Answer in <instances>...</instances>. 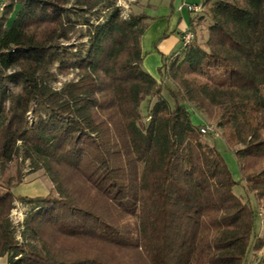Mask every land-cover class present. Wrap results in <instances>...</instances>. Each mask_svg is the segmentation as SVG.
Wrapping results in <instances>:
<instances>
[{"label": "trees", "instance_id": "trees-1", "mask_svg": "<svg viewBox=\"0 0 264 264\" xmlns=\"http://www.w3.org/2000/svg\"><path fill=\"white\" fill-rule=\"evenodd\" d=\"M5 1L0 177L27 162L53 193L15 196L20 170L0 180V261L264 264V0H203L192 41L161 56L158 80L141 64L153 19L143 11L123 18L109 0ZM77 33L84 42L71 44ZM204 124L233 151L256 210L234 194L239 182ZM15 201L31 206L19 239Z\"/></svg>", "mask_w": 264, "mask_h": 264}, {"label": "rangeland", "instance_id": "rangeland-1", "mask_svg": "<svg viewBox=\"0 0 264 264\" xmlns=\"http://www.w3.org/2000/svg\"><path fill=\"white\" fill-rule=\"evenodd\" d=\"M114 4V7H119L121 10V16L123 18L127 17L130 13H139L143 11L148 16L154 19V15L158 13H162L166 9H168V5L170 4V0H109ZM180 4V3H179ZM106 11L104 5L99 8V16H102ZM95 18V17H94ZM102 19V18H101ZM100 19V20H101ZM151 21V20H150ZM149 21V22H150ZM181 26L179 27V31H181ZM77 35H73V39L71 40V44L77 45L80 42H84L85 39H77ZM176 38V34L172 35ZM204 37L206 38V32H204ZM176 40V39H175ZM175 42V41H174ZM178 48V47H177ZM176 51V49H175ZM173 52H169L168 54H164L165 56L171 55ZM158 74V73H157ZM74 73L66 77H58L55 83H52V87L55 89H60L62 84L73 79ZM141 112L145 114V103H142ZM32 118V113L29 115V119ZM205 141L214 146L217 152L222 156L226 167L231 175V178L239 182L234 188V194L239 197L242 201H245L251 205L253 209H257V202L253 195L249 192H246L242 182H240V169L235 158L233 151L226 145L224 140L219 137V131L216 130L211 137L205 138ZM20 170V183L16 184L12 188V193L15 196H26V197H36V196H45L53 193L52 185L48 179V177L43 173V171L38 170L36 172H30L28 167V163H21L19 161L13 162L8 165L7 170L4 175L0 177V180H4L8 177H15L17 171ZM31 211V206L26 205L20 202L15 201L14 207L10 212V219L15 228V235L17 239L20 238L19 232L21 231L20 225L25 219L26 215ZM264 216V211L260 210L259 218ZM257 226L260 228L259 220L256 222ZM252 256L249 260V264H256V261L253 260ZM4 260H1L0 263L3 264Z\"/></svg>", "mask_w": 264, "mask_h": 264}, {"label": "crops", "instance_id": "crops-1", "mask_svg": "<svg viewBox=\"0 0 264 264\" xmlns=\"http://www.w3.org/2000/svg\"><path fill=\"white\" fill-rule=\"evenodd\" d=\"M182 2L201 4L203 0H174L172 6L168 5V9L154 15V19L148 23L141 36L142 68L156 80H158L157 69L161 65V56L177 50L181 34L189 29V20L195 15L185 10L178 12L176 7ZM3 4L5 5L6 1L0 0V15L3 11L1 7ZM13 17L14 13L8 20L7 26L11 24ZM180 26L182 27L181 31L178 30ZM174 34L177 35L176 38L172 36ZM191 122L203 124L204 120L197 114H193Z\"/></svg>", "mask_w": 264, "mask_h": 264}, {"label": "built area", "instance_id": "built-area-1", "mask_svg": "<svg viewBox=\"0 0 264 264\" xmlns=\"http://www.w3.org/2000/svg\"><path fill=\"white\" fill-rule=\"evenodd\" d=\"M4 4L1 6L2 8H4ZM176 10L178 12L180 11H187L188 13L191 14H199L202 11V4H191V3H180L177 5ZM193 39V33L191 32V30H186L184 31L181 36H180V45L181 47H185L187 46ZM215 132V127L211 124H204L200 127V133L201 134H210V133H214Z\"/></svg>", "mask_w": 264, "mask_h": 264}]
</instances>
